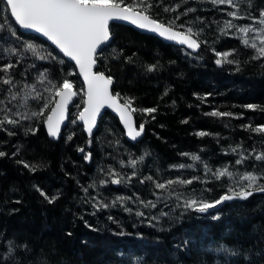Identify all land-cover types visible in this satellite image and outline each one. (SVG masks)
<instances>
[{"label": "trees", "instance_id": "16d2710c", "mask_svg": "<svg viewBox=\"0 0 264 264\" xmlns=\"http://www.w3.org/2000/svg\"><path fill=\"white\" fill-rule=\"evenodd\" d=\"M163 2L172 5L179 0ZM255 4L257 8L264 6L262 0H255ZM187 6H197L195 15L205 16L210 23L227 18L226 13L216 11L208 3L197 5L196 0H188V4H182L178 11H183ZM156 12H159L161 19L172 15L165 13L162 5L155 8L153 14ZM192 15L181 20L189 19ZM215 29L216 24L212 23L211 30H206L210 43L202 44L197 53L188 55L190 51L184 47L165 43L124 24L112 25L115 36L112 47L123 48L125 54L136 53L134 59L137 63L128 64L123 59L117 60L110 56L111 49H108L105 55L110 58L98 64L97 69L106 71V74L107 69H110L115 77L114 90L120 91L122 95L136 97L135 105L138 108L158 107V111L151 114L155 116L154 120L149 114L136 113L137 125L146 122L144 137L135 143L127 139L119 119L106 113L99 121L92 138V147L88 148L83 127L78 122L71 123L77 113L76 105L82 106L80 96L75 97L69 109L68 124L59 141L51 139L44 126L34 135H25L23 129L18 130L14 137L0 131V150L10 153L16 145H21L19 158L31 163L43 162L45 165L33 173L16 163L17 158L11 155L0 157V244L5 243L3 236L15 238L17 243L29 242L33 249L27 256L30 264H39L42 258L48 264H226L229 258L222 251H216L218 247L256 245L260 237L264 236V192H255L246 200L236 199L225 203L218 209L219 219L213 218L217 210L210 209L209 214H200L173 209L174 222L155 226L142 223L144 218L137 217L135 212H125L122 207L96 210L93 215L91 205L83 204L80 199L84 195L80 185L86 186L102 177L99 171L101 167L107 169L112 165L119 168V160H127L130 156H144L137 169L144 176L151 173L164 179L176 175L188 178L202 175L203 167L200 162H193L190 156L182 153L199 154L202 161L215 169L229 161L234 163L238 158L230 150L225 153L224 149H230V146L242 144L244 149L253 146L258 151L264 149V134L241 127L249 123L253 126L264 124V59L250 60L251 50L244 48L238 38L219 36ZM25 34L26 38H35L33 43L44 45L54 56L57 55L58 51L51 44L34 34ZM213 46L218 51L237 49L236 58L243 62L240 70L236 71L235 65H216L215 54L210 50ZM27 55L31 57V53ZM64 60L66 64L69 63ZM156 61L162 65L158 71H143L142 64ZM37 63L49 66L55 76L63 75L58 71L61 67L58 60ZM68 70L70 68L65 69ZM22 71V67L17 70ZM72 78L79 87L82 79ZM17 79H20L19 75ZM166 88L168 94L163 95ZM194 93H199L200 97H204L205 93L211 95L201 99ZM249 103L260 107H243ZM214 109L243 115L218 117L211 115ZM201 130L210 135L199 136L197 133ZM70 132L76 133L71 141L67 140ZM117 139L118 145L115 143ZM77 146L84 147L85 152H79ZM89 151L92 158L85 160L83 157ZM182 163H195V167H170ZM253 164H256L257 171L264 167V164L254 160L237 167L241 171L251 170ZM131 170L130 167L123 169L129 173ZM34 184H39L50 194L59 190L63 195L55 204H48L35 191ZM188 187L197 192L203 191L206 199L217 198L225 190L217 182L207 185L194 182ZM205 188H211L212 191H204ZM89 191L96 194L94 189ZM99 191L109 201L117 196H133L135 199L136 193L145 200L155 199L153 184H141L138 177H133L131 183H109L101 186ZM127 205L133 209L140 207L131 201ZM164 210L168 211L167 208ZM155 212L151 210V213ZM81 215L83 219L79 218ZM109 216L115 219L109 220ZM69 231L71 236L67 235ZM121 231L125 235H118ZM139 233H143V238ZM182 237L190 239L191 245L187 249L177 250L176 241ZM260 246L264 247V244Z\"/></svg>", "mask_w": 264, "mask_h": 264}, {"label": "snow or ice", "instance_id": "6c2138e0", "mask_svg": "<svg viewBox=\"0 0 264 264\" xmlns=\"http://www.w3.org/2000/svg\"><path fill=\"white\" fill-rule=\"evenodd\" d=\"M204 3L210 4L220 13H226L227 18L210 23L205 16L195 15L198 11L197 6H187L183 8V11H178L182 4H188V0H179L172 5L164 4L163 0H0L2 5L0 6V13H2L0 15V86H7L0 87V93H2L0 131L14 137L18 130L23 129L25 135H34L40 131L41 126H44L48 136L59 139L61 127L68 119L69 105L73 103L74 97L80 96L82 106L76 105L77 113L71 123L82 122L89 137L87 141L89 145L92 143L97 118L105 108L113 110L118 115L119 122L123 125L128 138L137 140L141 137L145 131L146 121L137 125L136 113L149 114L154 120L155 116L151 114L156 113L158 107L138 108L135 105L136 97L122 95L120 91L114 90L115 77L110 69H107V74L106 71L97 69L98 64L110 58L105 55L108 49H111L110 56H114L117 60L123 59L128 64L137 63L134 59L136 53L125 54L123 48L112 47L115 41L112 25L116 22H129L141 30H148L161 38L186 46V49L192 52L200 50L202 44L210 43L206 37V30H211L212 23H215V31L219 33V36H234L239 39L244 48L251 50L250 60L264 59V6L257 8L255 0H196L197 5ZM161 5L165 13H172L170 18H159V12L153 14L154 9ZM256 12L258 14H255ZM189 14L193 15L189 19L181 20ZM244 20L251 22L237 23ZM20 29L41 34L59 52L54 56L53 52L46 49L44 45L33 43L32 40L35 38H26V34ZM219 36L216 38L219 39ZM210 50L215 54L216 65H235V70H240L243 62L236 58L237 49L218 51L213 46ZM192 52H188V55H192ZM28 53H31V57L27 55ZM60 53L63 54L62 57ZM64 58H68V64L65 63ZM57 60L61 65L58 71L63 73L62 76H55L49 66L37 63V61L56 62ZM21 67L23 71L17 72ZM141 67L145 73H154L162 65L156 61L144 63ZM66 68L70 70L65 71ZM17 75L20 79H17ZM74 76L82 78L79 87L76 80L72 78ZM167 94L166 88L163 95ZM194 95L203 99L211 93H205L204 97H200L199 93ZM243 107L257 109L260 106L249 103ZM211 115L233 117L243 113L236 114L214 109ZM241 127H246L254 133L264 134V124L253 126L249 123ZM75 134L70 132L67 140L71 141ZM197 134L210 135L203 130ZM115 143L118 145L119 140L117 139ZM77 150L81 153L85 152L82 146H77ZM229 150L238 158L234 163L229 161L215 169L210 167L209 163L202 161L199 154L182 153L184 156H190L193 162H200L203 167L202 175H192L188 178L176 175L164 179L155 177L151 173L144 176L137 170L138 163L144 160V156L120 159L119 168L112 165H109L107 169L101 167L99 171L102 177L92 180L86 186L80 185L84 194L80 197L81 202L91 205L93 215L96 210L122 207L125 212H135L137 217L144 218L141 220L142 223L146 222L150 226H155V224L174 222L173 209H183L184 213L195 211L200 214H209L210 209H216V206L224 202L236 199L246 200L255 192H264V167L259 171L256 170V164L252 165L251 170L241 171L237 167L249 160L264 164V149L258 151L254 146L244 149L242 144H237L234 147L230 146V149H224L225 153ZM21 153L22 146L16 145L15 150L10 153L0 150V157L11 155L17 158L16 163L33 173L45 166L43 162L31 163L19 158ZM83 158L90 160L92 153L87 152ZM125 167L132 169L130 173L123 171ZM170 167L193 168L195 163L174 164ZM133 177H138L141 184L151 182L155 199H142L139 193L135 194V199L133 196H117L109 201L102 197L99 191L101 186L109 183H131ZM194 182L204 185L217 182L225 190L217 198L206 199L203 191L197 192L196 189L188 187ZM77 183L79 184V181ZM33 188L48 204H55L63 195L59 190L55 194H50L39 184H34ZM89 189L96 190V194L93 195ZM204 191H212V189L205 188ZM128 201L140 207L137 209L128 207ZM141 208L149 211L140 210ZM166 208L168 211L164 210ZM151 210L156 212L151 213ZM13 211L17 210L13 209ZM79 218L83 219V216ZM213 218L219 219L218 209ZM108 219L115 218L109 216ZM84 222L87 224L86 220ZM88 227L91 228L92 225L89 224ZM67 235L71 236L72 233L69 231ZM118 235L123 236L125 233L121 231ZM138 235L143 238V233ZM3 240L5 243L0 244V264H30L27 256L33 249L30 248L29 242L17 243L15 238L10 239L8 236H3ZM260 244H264V236L251 247H245L242 244L221 246L216 251H222L229 258L226 264H264V247ZM190 245L191 240L182 237L176 241L175 247L180 250L187 249ZM39 264H48V261L42 258Z\"/></svg>", "mask_w": 264, "mask_h": 264}, {"label": "water", "instance_id": "95a60500", "mask_svg": "<svg viewBox=\"0 0 264 264\" xmlns=\"http://www.w3.org/2000/svg\"><path fill=\"white\" fill-rule=\"evenodd\" d=\"M114 24H124V25H127V26L132 27L133 29H135V30H137V31H139V32H141V33H145V34L153 35V36L159 38L160 40L164 41L165 43L173 44V45H176V46H181V45H179V44L176 43V42L169 41V40H167V39H164V38L159 37L158 34L152 33V32H150V31H148V30H141V29H139L138 27H136V26H134V25H131L129 22H123V21H120V22H116V23H114ZM20 30H21L22 32H25V33H31V34H34V35L40 37L41 39H43L44 41H46L47 43L51 44L50 41H47L46 38H44V37H43L41 34H39V33H35L34 31H31V30H24V29H20ZM51 45H52V44H51ZM52 46L55 48L54 45H52ZM181 47H184V48L186 49V46H181ZM56 50L59 52L58 49H56ZM187 50H188V49H187ZM188 51L192 52V50H188ZM198 51H199V50H196V51H194V52H192V53H197ZM60 54L63 56L62 53H60ZM65 59L68 60V58H65ZM71 63L74 64V62H71ZM80 78H81V77H80ZM81 79H82V78H81ZM74 100H75V97H74ZM73 103H74V101H73ZM73 103L69 105V109H70V107L73 105ZM106 113H110V114H112L113 116H115V117L118 118V115H117L116 113H114L113 110L108 109V108L103 109L102 112H101V115L97 118V126H96V128L94 129L93 136H94V134H95V132H96V130H97V127H98V124H99L100 119H101V118L103 117V115H105ZM68 115H69V113H68ZM118 119H119V118H118ZM77 122H78L79 125H81V126L83 127L82 122H79V121H77ZM67 124H68V119L65 120L64 125H62V127H61V135H62V133H63V130H64L65 127L67 126ZM120 124H121V123H120ZM121 126H122V128H123V125H122V124H121ZM83 129H84V128H83ZM45 130H46V127H45ZM124 131H125V130H124ZM46 132H47V131H46ZM84 133H85V135L87 136V141H88L89 137H88V134H87V132H86L85 129H84ZM125 133H126V132H125ZM144 135H145V131H144V133L142 134L141 137L137 138V140H131V139L128 138L127 136H126V137H127V139H128L130 142L135 143V142L141 140V139L144 137ZM49 137H50V136H49ZM50 138L53 139V140H55V141H59V140H60V138H59V139L52 138V137H50ZM92 138H93V137H92ZM87 147H88V148H91V147H92V143H91L90 145L87 143ZM228 202H232V201H228ZM228 202H224L223 204L216 206V209H211V210H217V209H220L225 203H228Z\"/></svg>", "mask_w": 264, "mask_h": 264}]
</instances>
